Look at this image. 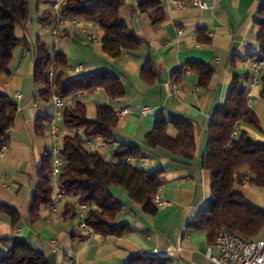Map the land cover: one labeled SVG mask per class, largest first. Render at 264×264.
Wrapping results in <instances>:
<instances>
[{
    "label": "crops",
    "instance_id": "1",
    "mask_svg": "<svg viewBox=\"0 0 264 264\" xmlns=\"http://www.w3.org/2000/svg\"><path fill=\"white\" fill-rule=\"evenodd\" d=\"M207 8L200 9L184 0L164 6V19L153 22L149 13L137 9L138 0H123L119 17L144 43L133 52L122 51L113 58L103 52L102 30L94 22L75 17L58 37H53L49 23L41 18L51 12L49 3L29 0V20L15 27L19 43L13 49L9 72L0 74V91L8 94L17 107V114L5 142L7 150L0 155V204L16 213L13 218L0 213V257L11 246L3 239L19 238L43 253L49 264H124L137 251L165 256L170 264H214L206 251L213 239L203 230L190 229L188 224L209 199L210 172L202 168V156L208 140V124L214 110L221 105L235 78L250 93V108L258 127L242 128L255 142L264 143V75L250 85L251 61L260 55L258 9L264 0H204ZM183 28L178 35L177 28ZM43 42L49 52L65 57L62 82L68 83L81 75L108 70L118 75L123 88L120 98L110 97L102 88L79 92L65 99L64 106L83 104L88 118L93 119L99 105L114 112L125 109L113 129L114 138L105 146L95 139L98 153L105 161H116L114 152L121 145L137 146L142 157L131 159L138 169L152 171L161 168L159 187L167 201L154 215L146 214L121 188L114 195L124 207L117 217L129 231L122 236H102L77 233L78 219L65 214L63 198L54 212L49 205H40L34 215L29 211L32 193L38 183V169L50 151L47 132L55 116V106L43 94L44 87L33 78L36 63L35 44ZM26 46H25V45ZM150 60L156 74L143 75L142 67ZM201 62L212 67L213 76L207 87L198 85L193 69L179 70L190 63ZM177 85L176 99L170 84ZM149 112L141 114L140 109ZM182 117L193 125L195 148L193 157L185 159L146 143L157 117ZM56 119L58 134L70 133ZM167 135L177 133L169 124ZM142 158H145L144 160ZM255 206L264 208V187L248 183L235 184ZM15 229L19 231L14 232ZM264 237V229L257 238Z\"/></svg>",
    "mask_w": 264,
    "mask_h": 264
},
{
    "label": "trees",
    "instance_id": "2",
    "mask_svg": "<svg viewBox=\"0 0 264 264\" xmlns=\"http://www.w3.org/2000/svg\"><path fill=\"white\" fill-rule=\"evenodd\" d=\"M49 3L50 0H38ZM123 0H63L62 12L96 23L102 30V50L116 58L122 51L133 52L144 41L129 29L119 17ZM137 9L149 13L155 23L164 19L162 0H138ZM29 20V0H0V74L9 72L13 49L19 43L14 35L15 27ZM41 20L49 23L52 13H45ZM256 22L259 26L258 41L260 56H264V3L258 9ZM25 45V44H24ZM26 46V45H25ZM36 63L34 81L44 87L43 94L50 97L56 91L69 97L94 88H102L112 98L123 95L122 83L117 74L101 70L81 75L68 83L62 82L66 60L63 54L49 52L40 41L35 44ZM254 59V58H253ZM54 65V76L48 79V70ZM193 69L198 76V85L207 87L214 70L201 62L180 67ZM143 75L156 74L154 64L147 60L142 67ZM264 79V78H262ZM264 96V90H262ZM246 88L237 78L234 79L225 101L213 112L208 124V140L202 156V168L210 172L209 199L206 205L188 224L190 229L203 230L213 239L222 227L243 240L257 239L264 229V208L255 206L240 192L235 184L248 183L264 187V143L255 142L242 128L243 125L258 127L255 113L246 102ZM17 107L12 98L0 91V144L13 125ZM63 126L70 132L61 139L60 156L64 161L57 182L63 188L65 214L74 217L75 210L70 199L78 197L80 202H90L93 208L86 215V222L102 236L119 237L129 231L126 223L117 221L124 204L117 198L114 188H121L131 201L141 206L142 211L154 215L158 208L151 201L152 195L162 185L161 168L152 171L138 169L131 163L123 164V158L142 157L137 146L121 145L116 148V161H105L99 153H93L83 145V138L89 140H113V129L118 117L106 105H99L95 116L90 119L80 102L62 109ZM171 124L177 136L167 135ZM77 130H81L79 134ZM146 143L151 148L160 147L173 155L191 159L195 148L192 123L182 117L165 119L159 115L153 129L146 134ZM51 154L48 152L38 169V183L32 193L29 211L34 215L37 208L49 205L54 192L50 178ZM9 214L15 223L16 213L8 206L0 204V213ZM11 241V246L0 257V264H49L42 252L34 249L19 238L3 239ZM124 264H170L165 256L137 251L130 254Z\"/></svg>",
    "mask_w": 264,
    "mask_h": 264
},
{
    "label": "built area",
    "instance_id": "3",
    "mask_svg": "<svg viewBox=\"0 0 264 264\" xmlns=\"http://www.w3.org/2000/svg\"><path fill=\"white\" fill-rule=\"evenodd\" d=\"M62 2L63 0H50V10L52 13V24L49 28V32L53 37H58L61 33V29L67 24L75 21V17L67 15L62 12ZM189 2L200 8H207V4L204 0H189ZM163 6H169L170 4H177L182 7L184 5V0H162ZM178 35L183 33V28H177ZM188 71V68H185ZM264 75V56L256 57L251 61V70L249 73L250 85H253L259 80V78ZM54 76V65L48 70V79L51 80ZM171 93L177 99V85L174 83L170 84ZM75 95V94H73ZM72 96V95H71ZM246 102L248 105L251 103L250 93L246 91ZM50 98L55 106V116L51 121V127L47 132V137L50 143V154H51V171L50 178L53 184L54 192L52 196V202L50 204L51 211L54 212L57 205L61 202L64 196L63 188L59 185L56 178L59 174L62 165L64 164L63 159L60 156L61 149V137L58 134V128L56 125V119H62V109L64 107L65 99L58 94L56 91H52ZM149 112L148 107H142L140 109L141 114H146ZM117 117H122L128 113L127 110H116L114 112ZM79 134H82L81 130H77ZM107 142L102 140L100 145L105 146ZM83 145L88 148L93 153H98V146L96 140H89L83 138ZM7 150V144L5 140L0 144V155L4 154ZM143 160L145 158H142ZM123 164L131 163L130 158H123L120 160ZM70 199L73 203L75 210V217L78 219L76 226V231L78 234L83 236H92L96 233L95 230L90 228L86 222L87 213L93 208L90 202H80L78 197L71 195ZM151 201L157 208H164L167 205V201L162 197L160 188L152 195ZM19 230L15 229L14 232L17 233ZM212 246L215 248L216 253L212 252V248H208L206 251V256L214 264H264V237L257 238L253 240H243L238 235L229 232L226 228L222 227L218 230L213 240ZM73 264V262H69Z\"/></svg>",
    "mask_w": 264,
    "mask_h": 264
},
{
    "label": "rangeland",
    "instance_id": "4",
    "mask_svg": "<svg viewBox=\"0 0 264 264\" xmlns=\"http://www.w3.org/2000/svg\"><path fill=\"white\" fill-rule=\"evenodd\" d=\"M34 2H35V0H30V7L33 8Z\"/></svg>",
    "mask_w": 264,
    "mask_h": 264
}]
</instances>
